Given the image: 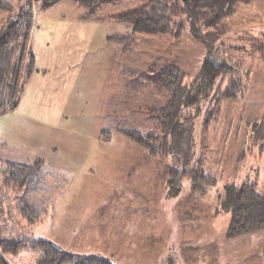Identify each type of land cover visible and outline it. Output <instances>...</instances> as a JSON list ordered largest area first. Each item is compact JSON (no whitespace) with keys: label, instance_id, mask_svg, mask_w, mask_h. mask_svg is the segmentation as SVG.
Returning a JSON list of instances; mask_svg holds the SVG:
<instances>
[{"label":"rangeland","instance_id":"obj_1","mask_svg":"<svg viewBox=\"0 0 264 264\" xmlns=\"http://www.w3.org/2000/svg\"><path fill=\"white\" fill-rule=\"evenodd\" d=\"M148 1L121 0L87 17L67 0L47 8L44 0H4L10 11L3 21L31 8L34 70L17 106L0 115V153L41 161L45 184L28 195L44 208L35 223L25 216L27 191L10 184L0 202V239L47 240L77 259L112 264H264V231L229 239L230 213L215 215L219 195L230 186L256 183L264 194V0L239 7L223 23L231 31L217 46L249 75L247 88L220 104L207 129L203 108L171 132L166 160L150 156L120 128L155 131L147 108L163 97L147 86L151 65L174 61L191 86L210 57L188 31L180 38L145 36L120 21ZM200 160L216 187L193 194L184 180L182 190L170 194V173ZM0 255L8 264L38 259L36 250L5 253L2 244Z\"/></svg>","mask_w":264,"mask_h":264},{"label":"trees","instance_id":"obj_2","mask_svg":"<svg viewBox=\"0 0 264 264\" xmlns=\"http://www.w3.org/2000/svg\"><path fill=\"white\" fill-rule=\"evenodd\" d=\"M64 0H44L47 8ZM87 10V17L103 5L121 0H67ZM254 0H149L138 9L119 16L121 22L132 27V31L145 36L162 34L177 35L179 38L188 31L196 42L207 51L209 61H204L202 70L194 81L187 86L185 75L173 62L154 63L147 72V86L162 93L161 102L150 101L147 121L155 131L143 134L137 130L121 129L132 142L145 149L154 158L166 160L172 151V138L179 126L194 120L203 110L206 111L205 129L219 114L220 104L225 100H234L242 94L248 74L240 64L235 63L230 52L217 49L224 36L231 31L223 27L228 18L242 6L252 4ZM8 2L0 0V17L4 11H10ZM16 19L3 21L0 18V115L14 109L23 92V81L34 70V57L30 54V34L33 13L29 4L25 5ZM217 63H213L212 61ZM205 78L202 88L199 81ZM149 84V85H148ZM192 86L194 87L192 89ZM148 88V87H147ZM196 88V89H195ZM203 102L212 104L208 109ZM158 131V132H157ZM105 139H109L105 136ZM38 169V171L36 170ZM43 164L41 161L26 163L13 160L0 153V202L11 183L19 184L27 191L24 205L30 212L25 215L30 223L41 217L44 208L28 197L43 189ZM190 181V192L207 194L216 187L217 181L205 172L204 161L193 168L178 172L173 170L169 177V193L177 195L183 188V181ZM1 183L3 185H1ZM258 185L242 184L230 186L226 196L219 195L216 214L230 213L227 237L234 239L264 231V194L258 192ZM31 189L30 192L28 190ZM232 192V196H231ZM28 193V194H27ZM5 253H17L24 249L38 251L36 264H112L100 258H78L67 253L47 240L30 237L0 239ZM0 264H8L0 255Z\"/></svg>","mask_w":264,"mask_h":264},{"label":"crops","instance_id":"obj_3","mask_svg":"<svg viewBox=\"0 0 264 264\" xmlns=\"http://www.w3.org/2000/svg\"><path fill=\"white\" fill-rule=\"evenodd\" d=\"M48 171V170H47ZM43 179H44V181H43V184H45V177L43 176ZM42 191H44V188L43 189H41ZM214 213V212H213ZM215 215H217L216 214V211H215ZM119 263V262H118Z\"/></svg>","mask_w":264,"mask_h":264}]
</instances>
